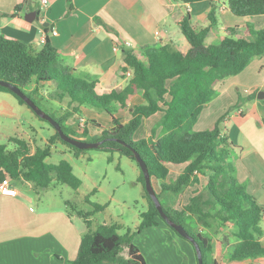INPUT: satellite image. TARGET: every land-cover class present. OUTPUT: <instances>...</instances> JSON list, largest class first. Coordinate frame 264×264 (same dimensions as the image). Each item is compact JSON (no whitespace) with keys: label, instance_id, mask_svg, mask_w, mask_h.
Returning a JSON list of instances; mask_svg holds the SVG:
<instances>
[{"label":"trees","instance_id":"1","mask_svg":"<svg viewBox=\"0 0 264 264\" xmlns=\"http://www.w3.org/2000/svg\"><path fill=\"white\" fill-rule=\"evenodd\" d=\"M171 1L186 5L224 1L235 17L264 15V0ZM208 21V26L200 30L191 25L188 15L178 23L188 43L186 52L171 45L155 48L145 46L136 51L123 49L121 73L130 72L131 75L122 89L108 93L97 92L98 82L95 78L80 76L66 68L57 50L48 41L42 49L36 50L31 45L0 36V81L15 86L35 104L33 96L38 87L53 84L60 100L66 97L71 104H76L74 112H78L80 107H88L107 114L111 119L109 128H101L97 122L91 121L92 126L100 129L99 135L91 136L88 129L84 128L82 136L89 138L86 142H102L95 149L97 151L117 152L135 163L133 151L139 155L147 167L151 183L152 179L160 183L161 191L156 192V196L163 212L170 221L182 226L195 241L202 254L203 264H215L211 258V241L191 227V217H195L197 223L206 229L211 227L210 221L214 220L222 225L232 224L235 242L231 246L230 263L264 259L262 231L259 227L264 207L245 191L233 175L234 168L228 161L231 151L237 147L219 127L227 113L217 120L212 129L193 130L202 110L214 98L216 84L240 74L252 60L264 55V29L257 30L250 24L226 28L218 43L206 44L209 30L216 25L214 10L208 14ZM31 84L34 85L32 90ZM0 92L12 95L20 105L28 107L8 88L0 86ZM137 97L142 102L131 105ZM123 111L128 117L126 121L117 117ZM158 113L162 117L151 130L150 137L135 140L134 135L143 120ZM68 116L66 112L59 118L51 117L66 135L76 138V134L65 125ZM261 123L264 128V118ZM57 141L71 149L74 157L87 151L63 142L57 132L48 139V145L36 148L33 153L29 152L25 141L17 138L8 140L14 144L12 150L0 144V184L23 181L31 183L35 189H47L57 182L76 191L81 182L74 176L68 162H46L51 147ZM173 166L184 168L174 182L167 184L168 168ZM137 181L142 187L147 208L139 214L135 231L127 230L125 234L119 235L121 226L117 224L100 225L93 230L90 217L102 211L104 206L93 205V211L85 213L71 206L87 228L81 237L73 264H146L139 249L132 243L134 235L163 223L178 236L160 218L145 191L140 169ZM199 184L201 190L194 192L180 210L166 207L160 200L162 193L179 195L187 187ZM228 241L229 238L225 236L221 243L229 246ZM124 250L127 251L126 257L121 255Z\"/></svg>","mask_w":264,"mask_h":264},{"label":"crops","instance_id":"2","mask_svg":"<svg viewBox=\"0 0 264 264\" xmlns=\"http://www.w3.org/2000/svg\"><path fill=\"white\" fill-rule=\"evenodd\" d=\"M211 10H214L216 25L209 30L206 44L207 40L220 41L226 27H243L250 23L257 30L264 29V15L241 18L243 25L239 26L238 17L229 12L224 1L186 5L171 0H46L45 4L42 0H0V36L31 45L36 50L42 49L48 41L66 68L80 76L95 78L97 92L108 93L122 89L131 75L130 72L121 73L123 49L136 51L145 46L171 45L186 52L188 43L178 23L188 15L197 30L206 28ZM31 13L38 15L29 17ZM33 88L31 84L30 90ZM260 91H264V55L252 60L240 74L216 84L215 96L202 110L193 130H210L227 113L220 125L226 128L225 135L228 134L231 143L237 147L230 157L235 178L264 207V128L261 123L264 99H251L252 94ZM0 95V115L11 117L15 108L21 105L13 97L8 98L6 93L0 92ZM133 102L139 104L142 101L137 97ZM84 108H80L82 113ZM247 118L249 122L245 121ZM96 122L101 128H109ZM88 131L91 136L100 133V129L89 128ZM174 167H179L175 172L177 177L184 166ZM171 168H168L169 174ZM19 182L29 190L35 189L31 183ZM9 184L16 194L0 196V264H73L81 237L87 231L84 221L61 207L34 205L31 196L12 182ZM194 186L201 190L200 184ZM200 190L192 191V196ZM165 227L158 223L141 233ZM229 227L231 229L232 224ZM259 227L264 245V211ZM171 237L184 251L187 264H197L193 247L177 236ZM219 238L221 236L214 239L215 245L209 238L215 264H264V259L230 263L234 242L229 240V246H223ZM139 253L146 264H151L143 251L139 249Z\"/></svg>","mask_w":264,"mask_h":264},{"label":"rangeland","instance_id":"3","mask_svg":"<svg viewBox=\"0 0 264 264\" xmlns=\"http://www.w3.org/2000/svg\"><path fill=\"white\" fill-rule=\"evenodd\" d=\"M238 21V25L242 26L243 22H241V18H238ZM258 22L256 21V23ZM255 25L257 26L258 24ZM218 42L219 40L217 42L207 40L208 44ZM255 95V93L252 94L251 99H255ZM8 96V98L13 97L10 94ZM33 99L44 113L54 118L64 116L67 112L69 116L65 124L76 134L75 139L77 140L86 142V139H89L82 136L84 128L99 129L90 124L93 120L95 122L98 121L101 125L111 126L110 117L102 111L85 107L82 113L80 107L78 112H74L73 109L76 108V104H71L66 97L60 100L57 97V91L53 84L38 87V91L33 96ZM131 105H135V102ZM243 108L245 109V105H243ZM118 116L123 121L128 119L126 112H121ZM161 117L162 114L158 113L149 119H144L141 127L134 135V139L139 140L150 137L151 130L157 126ZM237 118L243 119V117ZM245 121L249 122V119L247 118ZM219 127L224 134L227 133L226 128L222 125ZM54 132L56 131L48 122L38 118L25 105L15 108L11 117L0 115V144L6 145L9 150L13 149L14 144L9 143L8 140L10 138H17L25 141L28 144L29 152L33 153L36 148H43L48 145V139L54 135ZM236 151H231V155ZM62 160L70 164L74 176L81 182L80 187L76 191L57 182H53L47 189L33 190H29L26 185L21 184L19 181L13 182V184L23 193L31 196L34 205L44 204L46 207H54L56 209L57 207H61L72 216L76 214L72 210V205L75 206L77 211L84 213L93 211V205L104 206L102 211L94 213L90 217L92 226L117 224L121 226L118 231L119 235L125 234L127 230H130V232L135 231L136 226L139 224V214L147 208L142 187L137 181L139 169L135 162L119 155L117 152H101L97 150H87L74 157L71 149H68L57 141L51 147L50 157L46 162L57 164ZM228 162H230V159ZM178 169L179 167L174 166L171 168V172L165 183L170 184L174 182L176 179L175 172ZM233 175L235 177V172H233ZM152 185L155 191L160 193V183L152 179ZM197 187H187L179 195L167 192L162 193L160 194V200L166 207L180 210L189 202V197H192L191 192L200 190ZM77 220L82 222L80 219ZM189 223L194 230L203 231L204 235L210 238L214 245V239L220 236L221 238L219 239L221 241L223 240V236H229V240L235 242V238L232 236L233 227L230 229V224L222 225L220 222L214 220L210 221L211 227L206 229L197 223L195 217H191ZM220 231L222 232L221 235L219 234ZM171 235L176 236L167 227L157 231H145L134 235L132 243L145 253L151 264H187L185 262L184 251L172 239ZM186 244L188 243L186 242ZM226 253L228 254V251ZM121 255L126 257L127 251L124 250ZM257 260L263 261V259Z\"/></svg>","mask_w":264,"mask_h":264},{"label":"water","instance_id":"4","mask_svg":"<svg viewBox=\"0 0 264 264\" xmlns=\"http://www.w3.org/2000/svg\"><path fill=\"white\" fill-rule=\"evenodd\" d=\"M29 17H33V16H37L38 13H31L29 14ZM0 86L6 87L8 88L16 97H18L19 99H21L29 108L30 110L41 120L46 121L50 124V126L53 127V129L58 133L60 139L79 149V150H95L97 149L102 142H83L80 140H77L75 138H72L68 135H66L62 129L61 126L57 123V121L55 119H53L51 116L47 115L46 113H44L34 102H32V100L30 98H28L22 91H20L18 88H16L15 86H12L6 82H2L0 81ZM256 98L259 100L264 99V91H260L257 93ZM133 155H134V159L143 175L144 178V187H145V191L148 194L149 198L152 200L155 208L158 211V214L160 216V218L167 224V226H169L176 234H178V236H180L181 238L187 240L188 242H190L195 250V254H196V259H197V264H203L202 262V254L200 252V249L198 248L197 244L195 243V241L188 235V233L185 231V229L180 226L177 225L175 223H173L172 221L169 220V218L167 217V215L163 212L161 204L156 196V191L154 189V187L152 186L151 183V179L147 170V167L145 165V163L142 161V159L139 157V155L133 151Z\"/></svg>","mask_w":264,"mask_h":264},{"label":"built area","instance_id":"5","mask_svg":"<svg viewBox=\"0 0 264 264\" xmlns=\"http://www.w3.org/2000/svg\"><path fill=\"white\" fill-rule=\"evenodd\" d=\"M42 3L45 4L46 0H42ZM56 34L55 32H53ZM16 194L14 188L9 184V182H4L0 184V196H14Z\"/></svg>","mask_w":264,"mask_h":264}]
</instances>
